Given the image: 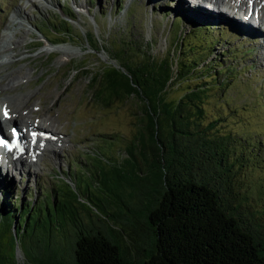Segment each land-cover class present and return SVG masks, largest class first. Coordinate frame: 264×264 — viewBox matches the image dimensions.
Segmentation results:
<instances>
[{
  "label": "trees",
  "instance_id": "1",
  "mask_svg": "<svg viewBox=\"0 0 264 264\" xmlns=\"http://www.w3.org/2000/svg\"><path fill=\"white\" fill-rule=\"evenodd\" d=\"M173 2L100 0L101 28L109 10V20L129 30L147 21L168 43L165 55L155 57L137 34L138 41L111 48L123 73L90 74L96 100L138 102V133L122 151L110 149L108 164L71 159L55 186L25 193L0 180V231L10 236L7 247L0 240V264H19L16 250L21 264H264V142L226 129L235 109L231 87L264 101L252 59L256 42L237 22L221 16L215 23L202 7ZM172 89L180 90L176 102L167 99ZM254 171L260 182L251 180ZM85 172L91 177L78 184Z\"/></svg>",
  "mask_w": 264,
  "mask_h": 264
},
{
  "label": "rangeland",
  "instance_id": "2",
  "mask_svg": "<svg viewBox=\"0 0 264 264\" xmlns=\"http://www.w3.org/2000/svg\"><path fill=\"white\" fill-rule=\"evenodd\" d=\"M92 1L96 2L93 7L89 5L90 0H0V36L10 35V32L6 30V25L10 21H20L24 27L15 40L19 41L21 46L27 45L29 47L25 51L27 52L26 58L20 57V59L15 60V63L9 69V71H13L21 67L28 73V77L25 79L21 78L23 76L17 77L21 79L19 82L26 83L29 81L28 85L23 84L25 86H23V92L31 93L30 101L21 110L18 119L21 122H29L30 124L37 121V125L50 131H56L63 138L62 146L50 148L49 152L46 151L41 154L39 159L33 161L34 166L29 165L32 160L29 155H26L25 151L22 152L23 160H21V163H15L8 170L0 165V180H4L10 187L20 185L21 192L24 190L26 191L25 193L33 192L38 186L39 190L41 186L44 187V184L55 186L56 183L52 182L53 179L55 181L60 179V174L70 169L68 164L73 158L79 159L84 156L87 159L93 158L92 162L94 163L108 164L115 155L113 150L122 151L123 148L133 142V137L138 133L139 121L143 118L140 109L135 105L138 102L136 100H128L122 103L111 99L112 102L105 105L101 101L96 100L90 88L91 75H95L102 65L119 66V63L114 60L111 48L116 45H122V41H138L139 37L137 34L141 35L144 41L149 42L147 47H153L149 52L155 57L165 55L168 50V43L161 32H154L150 28V24L147 21L143 23V29L134 30V28H130L129 30L126 29L127 25L124 22L117 23L114 20H109L111 17V11L109 10L104 17L107 21L106 28H101L97 25L95 19L96 17L101 19L100 16L98 17V13L100 14L105 9L101 6L100 0ZM130 1L132 0H125V2ZM167 1H174V7H177V3H180L181 7L187 6L195 9L202 7L209 14L216 16L214 20H211L215 23L219 22L222 18L221 16H224L233 20V24L240 22L238 26L241 25L242 28L245 25H249L251 34H249L250 31L248 30V34H246L249 37L248 39L253 43L258 40V43L254 44L255 49L252 59L259 63L257 69L264 80V75L262 74V71L264 72V40L263 36H261L264 34V27L258 25L256 20H253L257 17V3L255 1L253 3L244 1L247 14L243 10L234 13L233 8L226 7V9L223 6L226 1L223 0V4L214 7V0ZM41 5L46 6L48 10H43ZM229 5L231 6L232 4ZM127 6L125 5L126 8ZM17 8L22 10L25 20L18 19ZM68 13L71 14L69 16L72 17L71 20L68 19ZM199 13L200 11H194L195 16H203ZM62 20L67 21V23H63ZM50 21H53L55 26ZM85 21L90 25L88 29L83 26ZM35 26L41 27L44 34L36 30ZM45 35H48L49 38L52 36L55 38H66L67 40L71 39L69 45L76 46L73 50L79 52V55L69 60L67 59L62 65H55V61L63 59V57L57 52L41 54L45 45L47 44L48 49L53 48L52 50H55L57 47H67V44L60 46L49 45ZM84 35H87V38L90 36L91 42L95 44L98 50L94 51L89 46L84 40ZM222 35L223 33L220 32L219 36ZM208 37H211V34ZM79 38H83L82 41ZM151 42L154 44L152 45ZM257 46L259 47L257 48ZM12 48L13 46L8 47L9 52ZM257 83L258 85L262 84V82ZM104 87L101 86L99 88L101 91L100 96H104L107 99L108 92L104 90ZM2 93L6 96L9 95V91L0 90V94ZM256 93L259 94L260 90H257ZM228 94L230 97L229 103L232 104L230 107L235 109L233 110L234 117H231L230 114L226 116L228 122L226 129L233 134L249 135L256 143L264 142L263 99L258 98V101H256L245 93L243 87H231L228 90ZM179 96L180 90L172 89L169 91L167 99L176 102ZM33 104L43 112H38L37 107H34ZM46 114L53 115L48 120L52 124H56L55 127H49L48 124L44 123ZM223 114L226 115L228 112L225 110ZM35 116L44 119L41 121L36 119L32 122L30 118L33 120ZM16 128L23 130L25 127L16 121ZM0 132V136L5 138L3 127L2 131L0 127ZM23 136L27 139L30 137L25 131H23ZM260 150L263 151L262 157L264 159V148H260ZM254 151L258 152V149H254ZM120 157H122V154ZM25 161L26 165L20 166ZM83 176V178H76L78 184H82L84 180H88L91 177L87 172ZM257 177L256 171L251 173L253 182L258 181ZM63 181L67 185L70 183L68 179H63ZM16 192L17 190H14L13 194L15 195ZM262 194L264 196V190ZM0 240L6 247L10 242V236L3 228L0 231ZM16 254V259L21 264L23 260L22 254H20V251L16 252Z\"/></svg>",
  "mask_w": 264,
  "mask_h": 264
},
{
  "label": "bare ground",
  "instance_id": "3",
  "mask_svg": "<svg viewBox=\"0 0 264 264\" xmlns=\"http://www.w3.org/2000/svg\"><path fill=\"white\" fill-rule=\"evenodd\" d=\"M223 1H226V4L224 5ZM214 0L213 7L216 5H221L226 8H233L234 13L238 11H246L244 1L245 0ZM249 3H253L255 1L257 3V17H255L257 24L264 27V0H246ZM30 2V1H29ZM229 4H232L231 6ZM234 5V6H233ZM195 6V5H194ZM41 8L44 10H48L46 6H42ZM226 8V9H227ZM198 11V10H195ZM199 12V11H198ZM16 14L18 19L25 20L24 13H22V10L20 8H17ZM253 23L252 21H250ZM241 26V25H240ZM23 23L20 21H10L6 25V30L10 32V35H3L0 36V90L1 91H9V95L0 94V127L3 132L6 131L5 138L10 139L12 136L10 135L9 126L14 127L15 130H17L19 133H21L20 130L16 128V121L20 122V125L25 127L24 131L27 132V134L31 135L28 137V139L24 136H21V140L25 141L26 144H28L29 151H27V155H29L30 159L32 160L29 162V165L34 166V160L39 159L40 155L44 152L50 150V148H57L62 146L63 138L58 135V132L56 131H50L47 128H44L40 125H37V121L34 122L36 119L38 121L43 120L44 118H40L38 116H35V119L30 120L34 122L33 124H30L29 122H21L20 119H18V115L21 113V110L26 107L27 103L30 101L31 93H24L23 92V84L28 85L29 81L26 83H23L20 78L17 77L23 76L21 78L25 79L28 77V73L25 72L21 67L14 69L13 71H9L10 67L15 63V60L20 59V57L26 58L27 52L26 50L29 49L27 45L21 46V43L19 41H16L15 38H17L18 34H20L23 30ZM245 28V27H244ZM251 32V31H250ZM255 32V31H252ZM263 40H264V34H262ZM71 39L67 40L66 38H58V41H63L67 44V47H57L55 50L48 49L47 44L45 45V48L41 54H51L54 52H57L58 54H61L63 59H59L56 62L55 65H62L65 63V61L68 59H71L72 57L78 56L79 52L73 50L76 46H70L69 41ZM258 43V40L256 41ZM35 45V44H30ZM9 46H13V48L8 50ZM259 46H257L258 48ZM81 51V50H80ZM71 62V61H68ZM67 62V63H68ZM25 87V86H24ZM41 103V102H40ZM42 104V103H41ZM34 105V104H33ZM34 107H37L34 105ZM38 112L40 111L37 107ZM5 112H7V116H5ZM28 112V111H26ZM53 115L46 114V120L44 121L45 124H48L49 127H55L56 124H52L48 119L52 118ZM3 124V125H2ZM33 134H35V141H32L31 138H33ZM4 137V136H3ZM23 149V147H22ZM21 150H13L10 153H5L2 148L0 147V165L6 170H8L12 165L15 163H21V160H23L22 157H18V153L22 152ZM52 151V150H51ZM4 158H8L10 162L5 165V162L3 161ZM13 158H15V162L13 161ZM26 165L25 163L21 164L20 166ZM16 167V166H15ZM7 172V171H6Z\"/></svg>",
  "mask_w": 264,
  "mask_h": 264
},
{
  "label": "water",
  "instance_id": "4",
  "mask_svg": "<svg viewBox=\"0 0 264 264\" xmlns=\"http://www.w3.org/2000/svg\"><path fill=\"white\" fill-rule=\"evenodd\" d=\"M83 26L84 28H89L90 25L85 21L83 22ZM87 32V31H86ZM89 33V32H87ZM90 37V36H89ZM97 53V52H96ZM101 69L100 70H97L98 72L97 73H100L102 75L103 71L106 70L105 72L109 71L110 69H113V70H116V71H119L120 73H123L124 70L120 67V66H114V67H111V66H107V65H102L100 67ZM174 71L176 72V63H175V66H174ZM96 74V73H95ZM16 252H18V250H16ZM17 255V254H16Z\"/></svg>",
  "mask_w": 264,
  "mask_h": 264
},
{
  "label": "snow or ice",
  "instance_id": "5",
  "mask_svg": "<svg viewBox=\"0 0 264 264\" xmlns=\"http://www.w3.org/2000/svg\"><path fill=\"white\" fill-rule=\"evenodd\" d=\"M5 116H7V112H5ZM36 137L35 134H33V141H35ZM4 142L2 140H0V144H3Z\"/></svg>",
  "mask_w": 264,
  "mask_h": 264
}]
</instances>
